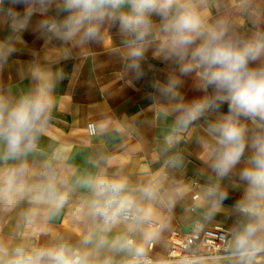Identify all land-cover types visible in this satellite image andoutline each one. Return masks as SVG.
<instances>
[{"label": "clouds", "instance_id": "obj_1", "mask_svg": "<svg viewBox=\"0 0 264 264\" xmlns=\"http://www.w3.org/2000/svg\"><path fill=\"white\" fill-rule=\"evenodd\" d=\"M0 25L10 29L0 72L29 27L46 47L60 43L57 63L115 29L130 86L155 70L149 51L166 66L149 99L167 124L154 173L133 180L103 150L81 172L64 142L42 146L65 74L31 50L19 75L33 86L13 95L0 83V214L17 212L25 229L0 237V264H264V0H0ZM188 79L201 93L191 99ZM93 129L129 132L103 121ZM193 144L201 166L186 178ZM229 189L242 195L226 208ZM62 214L77 239L51 229Z\"/></svg>", "mask_w": 264, "mask_h": 264}, {"label": "crops", "instance_id": "obj_2", "mask_svg": "<svg viewBox=\"0 0 264 264\" xmlns=\"http://www.w3.org/2000/svg\"><path fill=\"white\" fill-rule=\"evenodd\" d=\"M15 7L22 12L24 6ZM38 19L40 17L34 15L32 24ZM9 34L10 29L6 25H0V40L6 39ZM21 35L24 43L17 44V51L9 58L7 67L0 72V83L11 87L13 95H19L34 84L30 76L19 75L21 72L26 73L28 66L36 59L32 57L31 50L40 53L38 62L42 67L50 66L53 71L62 69L65 74V79L55 88L57 107L51 130L42 139V146L47 147L55 141L64 142L71 148L68 163L81 172L90 168L89 157L99 150L117 157L116 163L123 165L133 180L159 169L156 146L166 134L167 124L157 119L149 94L152 92L151 80L154 77L164 79L166 66L153 60L151 51L147 54V62L152 63L155 70L130 86L124 73L122 57L113 50L118 47L115 29L106 42L91 44L83 50L75 49L70 58L58 63L59 42L54 41L46 47L32 27ZM184 91L186 99L201 94L193 90L190 79L187 80ZM221 111L227 112V104L221 107ZM90 121L94 125L101 121L126 124L129 132L123 136L111 130L107 134H89L86 125ZM191 147L193 155L189 157L186 178H193L201 166L195 155L197 146L193 144ZM241 195L240 190L229 189L225 207L230 208ZM217 220L225 229L232 223L224 215L218 216ZM50 227L53 231L71 235L74 240L78 238L79 229L67 214L53 220ZM24 231L17 212L0 214V237L15 236L18 239ZM45 239L47 237H41L42 241Z\"/></svg>", "mask_w": 264, "mask_h": 264}, {"label": "built area", "instance_id": "obj_3", "mask_svg": "<svg viewBox=\"0 0 264 264\" xmlns=\"http://www.w3.org/2000/svg\"><path fill=\"white\" fill-rule=\"evenodd\" d=\"M93 125L94 124H93L92 121L88 122L87 125H86L87 131H88L89 134H93L94 133ZM174 239L178 240L179 236L174 237Z\"/></svg>", "mask_w": 264, "mask_h": 264}]
</instances>
